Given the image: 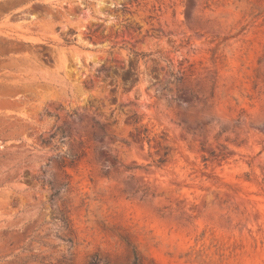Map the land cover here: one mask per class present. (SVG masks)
Returning <instances> with one entry per match:
<instances>
[{
    "label": "rangeland",
    "instance_id": "374dc122",
    "mask_svg": "<svg viewBox=\"0 0 264 264\" xmlns=\"http://www.w3.org/2000/svg\"><path fill=\"white\" fill-rule=\"evenodd\" d=\"M134 253L264 264V0H0V264Z\"/></svg>",
    "mask_w": 264,
    "mask_h": 264
},
{
    "label": "trees",
    "instance_id": "16d2710c",
    "mask_svg": "<svg viewBox=\"0 0 264 264\" xmlns=\"http://www.w3.org/2000/svg\"><path fill=\"white\" fill-rule=\"evenodd\" d=\"M134 53H135L136 55H140V54H141V55H144V54H142V53H138V52H134ZM133 75H134V68H133L131 65H129L127 69H124V70H123V73H122V76H123V77H128V78H131V79H132V78H133ZM144 137H145L148 141L150 140V138H149L147 135L144 136ZM166 155H167V151H164L163 156L160 157L159 161H164ZM102 262H103V263H106V260H102ZM100 263H101V259H99V258L97 257L96 254L93 255L90 264H100ZM131 264H140L139 258H138V256H137L136 253H134V258H133V261H132Z\"/></svg>",
    "mask_w": 264,
    "mask_h": 264
}]
</instances>
